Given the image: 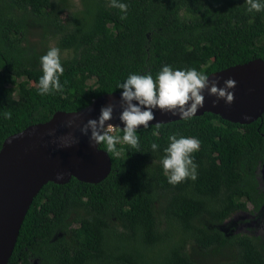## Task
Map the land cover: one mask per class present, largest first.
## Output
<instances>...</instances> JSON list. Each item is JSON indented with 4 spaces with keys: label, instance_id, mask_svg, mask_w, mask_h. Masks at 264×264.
Wrapping results in <instances>:
<instances>
[{
    "label": "trees",
    "instance_id": "trees-1",
    "mask_svg": "<svg viewBox=\"0 0 264 264\" xmlns=\"http://www.w3.org/2000/svg\"><path fill=\"white\" fill-rule=\"evenodd\" d=\"M0 0V150L4 141L58 112H79L120 93L129 73L163 65L208 74L264 60V10L248 0ZM61 50L62 91L41 95L40 57ZM69 53L64 58L63 54ZM5 113H10L6 117ZM123 136V129L109 131ZM194 136L195 180L168 183L161 164L168 136ZM121 140L109 176L46 184L33 201L8 264H264V239L227 236L235 214L260 211L264 115L250 125L213 113L139 129ZM159 147L153 151L151 144ZM228 261V262H227Z\"/></svg>",
    "mask_w": 264,
    "mask_h": 264
},
{
    "label": "water",
    "instance_id": "water-1",
    "mask_svg": "<svg viewBox=\"0 0 264 264\" xmlns=\"http://www.w3.org/2000/svg\"><path fill=\"white\" fill-rule=\"evenodd\" d=\"M229 77L236 81L231 104L221 99L214 105L212 101L216 97L208 95L205 89L204 106L198 109L196 116L213 113L240 125H250L261 119L264 115V60L258 58L232 66L211 74L209 79L219 78L218 86H223ZM119 101L120 93L103 95L79 112H58L48 122L31 125L4 141L0 150V264L9 263L29 209L46 184H66L72 178L96 184L109 176L110 156L99 147L90 146L88 138L80 134L79 126L89 118H97L101 107L112 103L116 108L106 124L123 129ZM154 113L149 126L183 120L179 115L162 113L159 109H154ZM68 120L73 121L71 126H66ZM142 128L138 126V130ZM51 129H55L54 136L49 135ZM68 133L78 137L79 142L59 147L56 137ZM261 170L264 177V163L258 173Z\"/></svg>",
    "mask_w": 264,
    "mask_h": 264
},
{
    "label": "clouds",
    "instance_id": "clouds-1",
    "mask_svg": "<svg viewBox=\"0 0 264 264\" xmlns=\"http://www.w3.org/2000/svg\"><path fill=\"white\" fill-rule=\"evenodd\" d=\"M247 11L259 12L264 10V0H248ZM109 5L121 11V19L127 15L128 5L123 0H109ZM42 75L39 77L38 92L46 95L62 91L64 85L60 77L64 72L61 62V50L58 47H50L40 57ZM218 79L210 80L209 75L197 68H173L171 65H163L160 71L153 77L151 73H129L122 81L117 82L116 88L120 89L119 119L123 122V136L112 135L108 131L107 121L112 119L116 105L109 103L101 107L97 118H89L79 126L82 136L88 138L90 146L98 148L103 145L108 152L116 151L117 144L123 140L132 147H139V139L136 135L138 126L149 127V122L154 119V109L162 113L179 115L181 119L190 120L199 108L204 106V90L208 95L215 96V105L223 99L226 104H231L234 99L232 89L236 81L231 77L218 86ZM75 113V112H73ZM10 116V113H5ZM73 121H66V126H71ZM159 128V123H157ZM49 135H55V129L49 130ZM59 147H70L79 142V138L68 133L56 137ZM168 145L163 149L165 155L161 158V164L166 174L168 183L177 184L185 179L195 180L198 165L194 162L193 153L200 148V140L194 136H168ZM159 145L151 144L153 151Z\"/></svg>",
    "mask_w": 264,
    "mask_h": 264
},
{
    "label": "rangeland",
    "instance_id": "rangeland-1",
    "mask_svg": "<svg viewBox=\"0 0 264 264\" xmlns=\"http://www.w3.org/2000/svg\"><path fill=\"white\" fill-rule=\"evenodd\" d=\"M75 8L81 7L79 0L72 1ZM55 46V45H53ZM69 53L63 54L62 57L66 58ZM112 125L108 124V131H113ZM262 169V168H261ZM262 170L258 173V179L261 189L264 190V177L262 175ZM221 230L227 235H247L251 237H264V207L261 211H253L252 206L249 205V210L239 212L228 219ZM203 264H218L225 262L227 258L221 257H210V258H199ZM228 262V261H227ZM34 264L37 262L34 261Z\"/></svg>",
    "mask_w": 264,
    "mask_h": 264
},
{
    "label": "flooded vegetation",
    "instance_id": "flooded-vegetation-1",
    "mask_svg": "<svg viewBox=\"0 0 264 264\" xmlns=\"http://www.w3.org/2000/svg\"><path fill=\"white\" fill-rule=\"evenodd\" d=\"M258 180H259V179H258ZM259 187H260V185H259ZM261 188H262V187H260V189H261ZM261 190H262V189H261ZM262 191L264 192V190H262ZM263 207H264V206H263ZM263 207H262V209H263ZM262 209H261V210H262ZM261 210H260V211H261ZM262 239H264V237H262Z\"/></svg>",
    "mask_w": 264,
    "mask_h": 264
}]
</instances>
